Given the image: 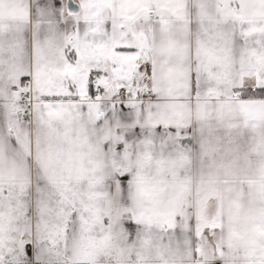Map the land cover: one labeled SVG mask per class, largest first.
I'll list each match as a JSON object with an SVG mask.
<instances>
[{"label": "snow or ice", "instance_id": "obj_1", "mask_svg": "<svg viewBox=\"0 0 264 264\" xmlns=\"http://www.w3.org/2000/svg\"><path fill=\"white\" fill-rule=\"evenodd\" d=\"M0 264H264V0H0Z\"/></svg>", "mask_w": 264, "mask_h": 264}]
</instances>
